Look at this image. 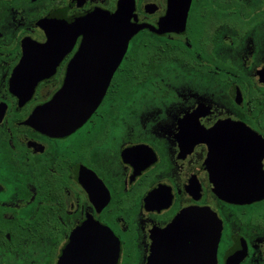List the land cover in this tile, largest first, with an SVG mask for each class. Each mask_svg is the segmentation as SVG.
Returning <instances> with one entry per match:
<instances>
[{"label": "flooded vegetation", "instance_id": "af4514ba", "mask_svg": "<svg viewBox=\"0 0 264 264\" xmlns=\"http://www.w3.org/2000/svg\"><path fill=\"white\" fill-rule=\"evenodd\" d=\"M63 88L93 110L54 133ZM214 235L264 264V0H0V264H213Z\"/></svg>", "mask_w": 264, "mask_h": 264}, {"label": "water", "instance_id": "95a60500", "mask_svg": "<svg viewBox=\"0 0 264 264\" xmlns=\"http://www.w3.org/2000/svg\"><path fill=\"white\" fill-rule=\"evenodd\" d=\"M97 13V12H96ZM122 9H119L117 11L116 19L118 22H122ZM114 18V17H113ZM111 17H105V16H98L93 13L89 17H86L84 19L76 20L72 24H66V23H58V22H51L46 25H41L42 28L47 32L49 41L46 45L42 46V48L38 49L39 51H42L44 53H58L59 50H55L57 46L61 47L66 45V42H64L65 39H69L70 45L73 43L74 39L77 36L82 35L84 37V45H94L98 42H96L98 38V33L100 30L98 28V23H109L111 22ZM102 26V30H103ZM128 34V33H127ZM131 34L126 35L123 34L121 37L128 39ZM59 40V41H57ZM27 61V58L26 60ZM40 69V68H38ZM45 69V68H44ZM44 76L38 75L36 76V80H33L32 82V88L34 87L35 83L39 81ZM78 93V92H75ZM88 103H90V100H87ZM62 105H61V104ZM60 104V105H59ZM79 99L74 98L70 96L68 88H63L55 97V99L52 102V108L55 112L53 114V132L54 133H60L61 131L65 130L67 126L76 127L77 125H80L90 114V112L93 110V107L90 108L86 113H80L78 105ZM59 107V110L56 112L55 109ZM89 105L86 106V109H88ZM69 109V110H68ZM68 110V111H67ZM254 195H244V196H228V197H222L226 200H236V199H253L256 198ZM187 215H185L186 218ZM183 219V218H182ZM179 220V219H177ZM215 235H214V241H213V257H212V263H216V242Z\"/></svg>", "mask_w": 264, "mask_h": 264}]
</instances>
